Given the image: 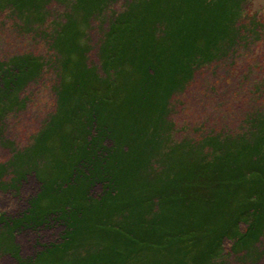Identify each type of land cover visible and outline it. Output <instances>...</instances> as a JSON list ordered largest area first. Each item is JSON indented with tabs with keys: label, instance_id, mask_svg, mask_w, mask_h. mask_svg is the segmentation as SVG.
<instances>
[{
	"label": "trees",
	"instance_id": "trees-1",
	"mask_svg": "<svg viewBox=\"0 0 264 264\" xmlns=\"http://www.w3.org/2000/svg\"><path fill=\"white\" fill-rule=\"evenodd\" d=\"M116 1L79 0L85 23L93 17L86 9L104 15ZM128 4L108 18L101 71L86 65L89 47L78 39L87 36L77 22L60 25L67 59L59 68L69 76L61 74L57 111L35 145L15 159L18 172L30 163L40 187L19 216H0L1 256L11 253L19 264H162L157 256L167 253L163 264H216L225 239L248 252L263 236L264 122L253 146L246 135L236 146L231 136L173 141L169 120L176 92L220 55L222 7L208 10L199 0ZM26 63L3 69V78L18 84L32 70ZM211 148L221 152L211 157L205 150ZM57 221L66 227L62 241L20 256L15 240L22 226Z\"/></svg>",
	"mask_w": 264,
	"mask_h": 264
},
{
	"label": "rangeland",
	"instance_id": "rangeland-1",
	"mask_svg": "<svg viewBox=\"0 0 264 264\" xmlns=\"http://www.w3.org/2000/svg\"><path fill=\"white\" fill-rule=\"evenodd\" d=\"M129 2L136 4L139 0H118L104 15L86 9V14L93 17L85 23L79 0H0V216H19L40 187L35 174L30 173V163L18 172L21 166L15 159L35 145L36 136L57 111L55 88L64 79L61 74L69 76L59 68L62 60L67 59L58 42L60 25L68 20L77 22L87 36L78 40L89 47L87 64L84 63L101 71L98 67L101 40L113 23L108 18L112 12H125ZM199 3L208 10L216 5L222 7L219 15L226 35L221 38L222 45L217 46L220 55L197 68L186 87L171 99L169 120L175 123L173 141L191 138L201 144L212 135L226 140L231 136L237 146L246 135L253 146L254 133L261 132L259 122H264V0H199ZM71 55L75 62L80 59L77 53ZM35 56L47 65L42 68ZM27 61L32 70L19 79L17 86L10 78H3V69ZM38 68L42 69L39 76ZM17 97V104L9 102ZM205 150L211 157L221 152L214 148ZM24 174L26 179L20 181L18 176ZM94 191L95 195L101 192L99 186ZM27 226L18 230L15 240L24 258L34 257L50 242L62 241L66 228L63 221L49 223L45 228ZM246 226L241 223V230L245 231ZM253 245L246 252V248L233 246L232 241L225 239L224 254L216 264H264V234ZM162 254L157 256V262L163 264L170 256ZM0 264L19 263L11 253H6L0 257Z\"/></svg>",
	"mask_w": 264,
	"mask_h": 264
}]
</instances>
